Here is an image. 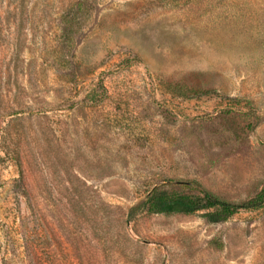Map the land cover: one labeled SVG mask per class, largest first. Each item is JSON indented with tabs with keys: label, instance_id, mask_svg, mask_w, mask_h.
<instances>
[{
	"label": "rangeland",
	"instance_id": "1",
	"mask_svg": "<svg viewBox=\"0 0 264 264\" xmlns=\"http://www.w3.org/2000/svg\"><path fill=\"white\" fill-rule=\"evenodd\" d=\"M80 1L0 0V264H264V0Z\"/></svg>",
	"mask_w": 264,
	"mask_h": 264
},
{
	"label": "trees",
	"instance_id": "2",
	"mask_svg": "<svg viewBox=\"0 0 264 264\" xmlns=\"http://www.w3.org/2000/svg\"><path fill=\"white\" fill-rule=\"evenodd\" d=\"M80 7L88 3L87 0L80 1ZM180 185L181 183H176ZM191 193H181L176 189H167L162 187L154 188L148 195L143 208L148 214H196L205 212V217L210 223L220 224L228 221L237 214L246 204L240 205L227 201L221 197L201 188L196 183L182 184ZM254 207L264 205V190L251 203ZM130 211L129 218L133 216Z\"/></svg>",
	"mask_w": 264,
	"mask_h": 264
}]
</instances>
